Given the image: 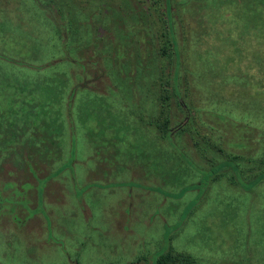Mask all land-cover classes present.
<instances>
[{
	"label": "rangeland",
	"instance_id": "374dc122",
	"mask_svg": "<svg viewBox=\"0 0 264 264\" xmlns=\"http://www.w3.org/2000/svg\"><path fill=\"white\" fill-rule=\"evenodd\" d=\"M167 249L264 264V0H0V264Z\"/></svg>",
	"mask_w": 264,
	"mask_h": 264
},
{
	"label": "trees",
	"instance_id": "16d2710c",
	"mask_svg": "<svg viewBox=\"0 0 264 264\" xmlns=\"http://www.w3.org/2000/svg\"><path fill=\"white\" fill-rule=\"evenodd\" d=\"M162 36L165 38L164 42L168 45L169 40H168L167 36L164 35V33H162ZM166 80H168V79H166ZM163 104H164V102H163ZM165 112L168 113V109L166 108V110H165V108L163 107L159 111V114H162ZM168 114H167V116H168ZM167 116H163L161 122L158 123L157 125L154 124L156 126V128L158 129L161 136H162V134H164L165 130H169L166 128V126L168 124V121H167L168 118H164ZM178 129L183 130V127H180ZM197 143H198V141L194 140V138H192V145L198 146ZM194 262H195L194 258L192 256H190L189 254L172 253L170 250L167 249V250L157 254L155 257H151L149 264H194Z\"/></svg>",
	"mask_w": 264,
	"mask_h": 264
},
{
	"label": "flooded vegetation",
	"instance_id": "af4514ba",
	"mask_svg": "<svg viewBox=\"0 0 264 264\" xmlns=\"http://www.w3.org/2000/svg\"><path fill=\"white\" fill-rule=\"evenodd\" d=\"M165 97H166V98H165ZM165 97H163V98H164V100H165V99H168V97H169V96L165 95Z\"/></svg>",
	"mask_w": 264,
	"mask_h": 264
}]
</instances>
